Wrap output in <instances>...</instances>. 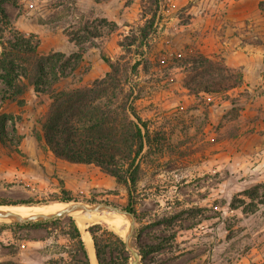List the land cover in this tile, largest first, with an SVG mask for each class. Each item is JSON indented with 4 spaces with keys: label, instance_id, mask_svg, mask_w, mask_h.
Here are the masks:
<instances>
[{
    "label": "rangeland",
    "instance_id": "374dc122",
    "mask_svg": "<svg viewBox=\"0 0 264 264\" xmlns=\"http://www.w3.org/2000/svg\"><path fill=\"white\" fill-rule=\"evenodd\" d=\"M2 1L11 29L0 27V34L30 37L39 56L76 58L45 93L29 86L22 105L1 100L0 80V114L14 116L17 128L9 123V147L0 143V206L60 202L63 190L71 192V205L102 212L127 206L125 185L95 166L57 159L36 139L51 104L46 91L91 86L111 72L110 59L135 87L140 116L164 140L141 160L139 220L115 212L127 222L125 237L101 224L146 253L139 264H264V98L195 86L206 59L242 73L227 65L220 44H264V0ZM153 16L151 36L141 41L139 29ZM133 36L139 40L131 46ZM139 44L144 49L135 51ZM16 223L0 220V264L69 261L60 231ZM161 241L164 249L147 255Z\"/></svg>",
    "mask_w": 264,
    "mask_h": 264
},
{
    "label": "trees",
    "instance_id": "16d2710c",
    "mask_svg": "<svg viewBox=\"0 0 264 264\" xmlns=\"http://www.w3.org/2000/svg\"><path fill=\"white\" fill-rule=\"evenodd\" d=\"M150 2L154 6L159 0ZM3 3L0 0V27L8 31L11 20ZM155 21L156 16H153L139 29L141 41H147L151 36ZM138 40L139 37L133 36L131 46L136 45ZM0 46V80L4 85L1 100L19 101L21 105L29 86L38 94L45 93L44 87L50 89L67 76V67L76 58L59 53L39 56L38 45L21 33L12 34V38L8 39L2 31ZM140 47L144 49L139 44L135 51ZM105 62L111 72L91 86L61 92L46 91L51 96V104L39 120L42 133H36V139L44 141L57 159L74 165L95 166L117 183L125 185L128 204L121 210L138 221L134 195L143 178L141 160L146 151H151L155 146L162 147L164 137L155 133L150 123L138 113L135 87L122 81L114 61L105 59ZM203 68V78L195 84L200 91H228L240 86L243 81L241 72H231L222 63L206 59ZM14 121V116L0 114V143L4 147H9L11 140L9 123L13 124L12 130L17 133ZM62 193L64 197L60 202L70 203L74 200L71 192L63 190ZM15 226L21 229L58 230L66 241L60 246L69 257L66 264H91L82 231L72 217L55 216L36 222L16 223ZM89 232L98 264H131L130 250L120 235L101 223L92 225ZM141 236L142 232H139L138 242ZM148 249L147 255L156 253L164 249V244L161 241ZM141 255L146 257L145 252Z\"/></svg>",
    "mask_w": 264,
    "mask_h": 264
},
{
    "label": "bare ground",
    "instance_id": "6f19581e",
    "mask_svg": "<svg viewBox=\"0 0 264 264\" xmlns=\"http://www.w3.org/2000/svg\"><path fill=\"white\" fill-rule=\"evenodd\" d=\"M74 207L84 208L86 212L80 213L77 210H71ZM64 212L75 220L84 233V242L89 253L91 264H98L92 238L89 233L85 232L91 224L104 222L120 233L121 236L125 237L127 235V222L119 214L109 211L102 212L96 210V208H89L87 205L79 204L71 205L70 203L53 202L39 205H20L16 207L0 206V220L13 222L34 221Z\"/></svg>",
    "mask_w": 264,
    "mask_h": 264
},
{
    "label": "crops",
    "instance_id": "0c3cea01",
    "mask_svg": "<svg viewBox=\"0 0 264 264\" xmlns=\"http://www.w3.org/2000/svg\"><path fill=\"white\" fill-rule=\"evenodd\" d=\"M220 46L229 52L227 65L243 73V84L233 91L246 90L264 98V44H220Z\"/></svg>",
    "mask_w": 264,
    "mask_h": 264
},
{
    "label": "water",
    "instance_id": "95a60500",
    "mask_svg": "<svg viewBox=\"0 0 264 264\" xmlns=\"http://www.w3.org/2000/svg\"><path fill=\"white\" fill-rule=\"evenodd\" d=\"M93 208H96V207H93ZM102 208H105V207H102ZM71 210H77V211H79L80 213H85L86 212V210L84 209V208H81V207H74V208H71ZM113 212H120L121 214H125V215H128V216H131V215H129L128 213H126V212H124V211H119V210H117L116 208H114V209H111ZM66 213L64 212V213H60V214H56V215H54V216H51V217H45V218H41V219H38V220H34V221H19V223H22V222H36V221H41V220H47V219H49V218H52V217H55V216H62V215H65ZM18 222V221H17ZM85 232H87V233H89L90 234V232H89V228L88 229H86V231ZM95 249V248H94ZM130 250V254H131V256H132V258H133V260L131 261V264H139L140 263V260H141V255L139 254V252L138 251H136L135 249H129ZM98 261V260H97Z\"/></svg>",
    "mask_w": 264,
    "mask_h": 264
}]
</instances>
